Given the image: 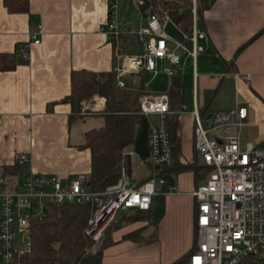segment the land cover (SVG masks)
I'll return each instance as SVG.
<instances>
[{"label":"crops","instance_id":"obj_1","mask_svg":"<svg viewBox=\"0 0 264 264\" xmlns=\"http://www.w3.org/2000/svg\"><path fill=\"white\" fill-rule=\"evenodd\" d=\"M138 10L144 19L150 7ZM108 11L109 0H28L24 12H10L0 0V53L16 58L13 68L0 70V178L17 179L18 153H27L30 168L38 173L72 179L90 172L84 134L100 127L103 119L89 114L70 121L67 97L72 70L112 72L116 52L128 43L124 35L116 41L107 32ZM198 27L206 38L200 40L201 55L191 59L192 105L184 111L179 104L172 113L180 122L182 161L194 157L191 111L197 108L208 114L226 77H231L236 90V109L241 101L238 84L264 106V0H214L203 11ZM31 34L38 36V44L32 43ZM22 47L28 53L26 60H20ZM243 74L250 75L248 81L239 79ZM173 78L180 86L175 71ZM91 105L99 113L104 99L94 95ZM92 116L101 122L91 124ZM174 176V190L169 192L166 186L168 191L160 194L163 212L155 224L118 214L101 264H171L194 247L191 191L205 180L206 172L197 178L193 169H186Z\"/></svg>","mask_w":264,"mask_h":264},{"label":"built area","instance_id":"obj_2","mask_svg":"<svg viewBox=\"0 0 264 264\" xmlns=\"http://www.w3.org/2000/svg\"><path fill=\"white\" fill-rule=\"evenodd\" d=\"M146 2L133 0L138 9ZM191 2L192 24L187 33L182 31L184 40L179 42L166 32L165 25L172 16L161 7L149 5L139 30L123 31L118 0H109L107 32L116 41L126 33L132 34L140 44L138 53L128 51L130 41L116 52L112 67L116 85L124 87L127 80L146 73L164 74L170 83L172 68L180 65L182 52L194 60L203 51L200 40L206 38V32L198 27L199 0ZM30 40L34 44L40 41L36 34H31ZM20 55L28 58L25 48ZM238 76L243 81L250 78L249 74ZM238 94L241 101L235 110L213 113L209 118L197 108L191 111L194 157L183 162L201 168L206 177L191 191L195 200V243L188 264H264V130L257 134L256 141H244L241 136L248 123L264 128V106L257 104L242 84H238ZM89 108L94 110L92 105ZM137 111L148 124V157L142 160L130 147L124 154L118 181L102 191L88 185L87 174L62 179L38 173L30 168L27 153L15 155L17 179L9 182L0 178V264H30L27 255L32 225L46 219L53 205L89 204L92 213L83 233L98 242L116 223L118 214L149 210L163 186H168L169 192L174 190L165 178L169 174L174 179L167 170L176 160L167 125L173 113L169 94L145 88L138 98Z\"/></svg>","mask_w":264,"mask_h":264},{"label":"trees","instance_id":"obj_3","mask_svg":"<svg viewBox=\"0 0 264 264\" xmlns=\"http://www.w3.org/2000/svg\"><path fill=\"white\" fill-rule=\"evenodd\" d=\"M214 0H199L198 20L203 11ZM10 12H24L28 8V0H4ZM153 8L161 7L170 16H179L178 27L188 32L192 24L191 0H181L175 3L170 0H147L146 5ZM262 29L261 31H263ZM254 38V37H253ZM20 60H24L20 55ZM16 64V58L11 53H0V70L11 69ZM229 70H232L229 67ZM228 70V71H229ZM147 74V73H146ZM146 74L127 80L124 87L114 82L112 72H92L84 69L72 70L70 73V94L67 100L70 104V121L82 118V102L98 95L104 99V108L98 115L103 119L100 127L88 129L84 134L83 146L90 150L91 170L88 175V185L97 191L115 184L120 177V169L125 152L133 146L140 122L137 111L138 98L145 89L148 80ZM171 110L179 108V85L171 79L167 90ZM170 131L174 156V165L167 172L178 174L186 169H193L197 178L200 177L199 167L187 166L180 159L181 139L180 122L175 115L167 121ZM18 167V166H17ZM156 203L149 210H134L142 212L133 220H151L154 224L163 212V197L157 196ZM89 204H56L53 205L46 219L36 222L31 228V247L27 255L30 264H101L102 251L111 243L108 227L102 236L98 249L91 252L92 241L83 231L91 216ZM193 247L171 264H188Z\"/></svg>","mask_w":264,"mask_h":264},{"label":"rangeland","instance_id":"obj_4","mask_svg":"<svg viewBox=\"0 0 264 264\" xmlns=\"http://www.w3.org/2000/svg\"><path fill=\"white\" fill-rule=\"evenodd\" d=\"M118 16L120 20V26L123 30H127L128 26H130L131 31L136 32L139 30L140 22H141V12L133 3V0H118ZM201 44V42H200ZM182 54H184L182 52ZM199 55H201L199 53ZM186 57V58H185ZM185 63V64H184ZM176 75L180 78L179 79V104L181 106V110H188L192 105V72H191V58L187 57L186 55L182 56V63L180 66H175L172 68ZM168 83L169 78L164 74H159L156 76L149 75L147 80V87L150 92H167L168 90ZM236 90L234 87L233 82L231 81V77H226L221 87L217 90L216 94L213 96L210 108L208 113H217L227 110H235L234 102H236ZM86 110L81 112L82 116L89 115V114H98V111L92 110L89 108L91 105V99L83 101ZM82 102V103H83ZM184 106V107H183ZM253 116H249V120H252ZM91 124H98L101 122V119L98 116H92L90 119ZM206 127L209 126V122L204 123ZM264 130V128H259L254 123H248L242 128L241 136L244 141H256L257 134ZM264 144V141H263ZM187 166H193L191 162L185 163ZM140 174V171H138ZM199 175L203 177V171H198ZM167 187L163 186V193ZM168 191V190H167ZM143 213L138 211H128L122 214L125 218L133 220L131 218L137 217L138 215L141 216ZM103 239V238H102ZM101 239V240H102ZM101 241L91 243L90 251L94 252L98 249Z\"/></svg>","mask_w":264,"mask_h":264},{"label":"water","instance_id":"obj_5","mask_svg":"<svg viewBox=\"0 0 264 264\" xmlns=\"http://www.w3.org/2000/svg\"><path fill=\"white\" fill-rule=\"evenodd\" d=\"M179 20V16H174L171 18V21L167 22L165 25L166 32L175 40L182 42L184 40L183 33L177 26V22ZM124 39L130 41L128 44V51H140V44L137 42V39L132 34H124ZM187 47L191 48V43L187 42ZM212 114L208 113L207 118H209ZM147 134H148V124L144 117H140L139 126L137 129V133L133 143V149L137 153V155L142 159H146L148 157V148H147ZM170 186L174 185V179L168 174L165 176Z\"/></svg>","mask_w":264,"mask_h":264}]
</instances>
